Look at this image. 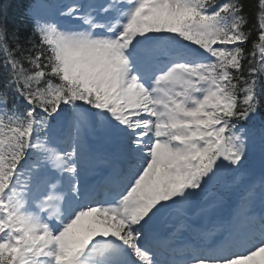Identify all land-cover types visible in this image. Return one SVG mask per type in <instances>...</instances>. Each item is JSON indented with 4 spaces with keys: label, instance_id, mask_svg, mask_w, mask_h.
<instances>
[{
    "label": "snow or ice",
    "instance_id": "snow-or-ice-1",
    "mask_svg": "<svg viewBox=\"0 0 264 264\" xmlns=\"http://www.w3.org/2000/svg\"><path fill=\"white\" fill-rule=\"evenodd\" d=\"M23 20L0 3V264H264V0Z\"/></svg>",
    "mask_w": 264,
    "mask_h": 264
},
{
    "label": "trees",
    "instance_id": "trees-1",
    "mask_svg": "<svg viewBox=\"0 0 264 264\" xmlns=\"http://www.w3.org/2000/svg\"><path fill=\"white\" fill-rule=\"evenodd\" d=\"M30 0H0V3L8 8V25L13 27H26L23 20V12ZM246 10L251 14L257 4V0H243ZM258 123V122H257Z\"/></svg>",
    "mask_w": 264,
    "mask_h": 264
},
{
    "label": "rangeland",
    "instance_id": "rangeland-1",
    "mask_svg": "<svg viewBox=\"0 0 264 264\" xmlns=\"http://www.w3.org/2000/svg\"><path fill=\"white\" fill-rule=\"evenodd\" d=\"M258 157L259 158V153L257 152L256 155L253 157ZM248 172H249V175L247 177V179H256L257 181L259 180L260 177H257L255 176L250 170H249V167H248ZM233 199V202H234V205L236 203V200H237V196L234 195V194H231V193H227L226 194V200H227V204L228 206L225 208V213H227L230 209H231V204H230V200ZM259 203V202H258ZM189 254H184V257H187ZM258 260L261 259V257H258L257 258Z\"/></svg>",
    "mask_w": 264,
    "mask_h": 264
},
{
    "label": "water",
    "instance_id": "water-1",
    "mask_svg": "<svg viewBox=\"0 0 264 264\" xmlns=\"http://www.w3.org/2000/svg\"><path fill=\"white\" fill-rule=\"evenodd\" d=\"M251 168L257 173V174H262V169L260 166V161L255 160L251 163Z\"/></svg>",
    "mask_w": 264,
    "mask_h": 264
},
{
    "label": "bare ground",
    "instance_id": "bare-ground-1",
    "mask_svg": "<svg viewBox=\"0 0 264 264\" xmlns=\"http://www.w3.org/2000/svg\"><path fill=\"white\" fill-rule=\"evenodd\" d=\"M256 211H262L264 209L261 208L260 204L257 202V204L255 205V208H254ZM225 211V209H224Z\"/></svg>",
    "mask_w": 264,
    "mask_h": 264
}]
</instances>
